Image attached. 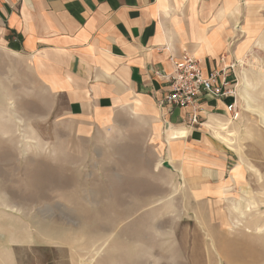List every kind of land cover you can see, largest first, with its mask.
I'll return each instance as SVG.
<instances>
[{"label":"rangeland","instance_id":"374dc122","mask_svg":"<svg viewBox=\"0 0 264 264\" xmlns=\"http://www.w3.org/2000/svg\"><path fill=\"white\" fill-rule=\"evenodd\" d=\"M240 70L263 111L264 63ZM62 107L0 47V264H264V124L244 101L219 117L233 150L198 126L215 150L190 137L187 153L136 119L80 137Z\"/></svg>","mask_w":264,"mask_h":264},{"label":"crops","instance_id":"0c3cea01","mask_svg":"<svg viewBox=\"0 0 264 264\" xmlns=\"http://www.w3.org/2000/svg\"><path fill=\"white\" fill-rule=\"evenodd\" d=\"M0 47L27 61L80 137L128 118L152 143L162 140L154 129L179 125L191 145L214 149L194 128L210 115L232 116L233 103L236 114L241 65L264 63V0H0ZM186 56L206 77L220 71L233 92L202 96L194 126L189 108L163 102L164 77ZM182 148L191 151L190 141Z\"/></svg>","mask_w":264,"mask_h":264},{"label":"built area","instance_id":"2783aa9c","mask_svg":"<svg viewBox=\"0 0 264 264\" xmlns=\"http://www.w3.org/2000/svg\"><path fill=\"white\" fill-rule=\"evenodd\" d=\"M220 74V71H212L207 77L204 76L199 63L194 58L186 56L175 65L172 73L165 75L168 92L163 102L170 107L189 108L191 111L187 116L189 125H198V103L202 96L220 99L233 95L230 89H226ZM234 111V103L226 106V112L230 115H233Z\"/></svg>","mask_w":264,"mask_h":264},{"label":"bare ground","instance_id":"6f19581e","mask_svg":"<svg viewBox=\"0 0 264 264\" xmlns=\"http://www.w3.org/2000/svg\"><path fill=\"white\" fill-rule=\"evenodd\" d=\"M249 88H251V84L248 81V78L244 74H242V76H239V83L237 86V93H238L237 97L241 101L245 102V110L246 111L255 110L256 112H258L260 117H261V121L264 124V110L262 111V110L254 108L252 106L251 103H252L253 99L251 98V96L248 93ZM219 117L220 116H214V115L208 116L207 121L205 122V124H203V126L205 129H208L211 132L212 138L214 140L221 142L222 144L227 146V148L229 150H233L232 138L234 137L233 134L236 131V123L232 122V120H221ZM230 127L232 130L230 129ZM159 134H160V136L164 137L165 142L168 146L175 144V145L179 146L180 150H182L183 144H184L185 140L188 138V130L186 128H184L183 126H179V125L177 127H172L169 129L160 128ZM162 163H163V161L159 160L158 163L156 164V167L162 165ZM178 173L180 174L181 178L185 179L182 171L178 170ZM252 206H254V205L250 202H248L244 205L243 199L241 198V200L239 199V201L237 203H234V205L232 207H233V211L235 213H238V216H240V218H242L246 215V213L251 212L250 210H251ZM236 222L238 223V221H236ZM258 222L254 226V230L256 231V233L262 232L264 230V228H263L264 225L259 224ZM249 229L250 228H246V231L249 232L250 231ZM221 248L222 247L220 246V249Z\"/></svg>","mask_w":264,"mask_h":264},{"label":"water","instance_id":"95a60500","mask_svg":"<svg viewBox=\"0 0 264 264\" xmlns=\"http://www.w3.org/2000/svg\"><path fill=\"white\" fill-rule=\"evenodd\" d=\"M163 166L166 167V168H170V165L168 163H166V162L163 164Z\"/></svg>","mask_w":264,"mask_h":264}]
</instances>
